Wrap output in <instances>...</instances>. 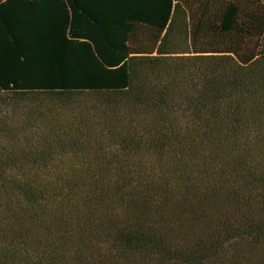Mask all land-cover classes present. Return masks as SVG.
<instances>
[{"label": "trees", "instance_id": "obj_1", "mask_svg": "<svg viewBox=\"0 0 264 264\" xmlns=\"http://www.w3.org/2000/svg\"><path fill=\"white\" fill-rule=\"evenodd\" d=\"M0 264H264V0H0Z\"/></svg>", "mask_w": 264, "mask_h": 264}]
</instances>
